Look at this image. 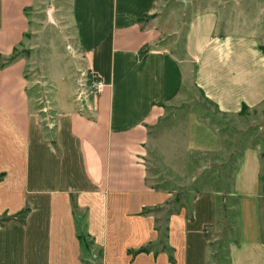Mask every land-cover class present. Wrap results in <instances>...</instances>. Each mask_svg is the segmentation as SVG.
Wrapping results in <instances>:
<instances>
[{
    "label": "crops",
    "instance_id": "obj_1",
    "mask_svg": "<svg viewBox=\"0 0 264 264\" xmlns=\"http://www.w3.org/2000/svg\"><path fill=\"white\" fill-rule=\"evenodd\" d=\"M35 3L0 0V216L30 210L23 222L0 224V264H83L77 210L102 264L212 262L184 212L170 218L168 251H143L160 238L155 210L168 199L147 184V147L186 88L223 114L259 107L261 44L193 0H71L78 51L104 87L85 103L91 115L57 98L54 146L33 119L27 59L15 55ZM262 154L246 148L233 178L238 237L229 264H264Z\"/></svg>",
    "mask_w": 264,
    "mask_h": 264
},
{
    "label": "rangeland",
    "instance_id": "obj_2",
    "mask_svg": "<svg viewBox=\"0 0 264 264\" xmlns=\"http://www.w3.org/2000/svg\"><path fill=\"white\" fill-rule=\"evenodd\" d=\"M193 1L200 9L221 12L226 26L251 35L264 49V0ZM70 16L71 0H36L27 10L30 30L26 42L15 54L27 59L25 76L33 119L41 125L43 140L54 146L57 98L79 104L80 111L85 113L87 100L95 102L97 97L92 88L93 73L78 51ZM174 53L183 57L182 39ZM250 147L264 153V102L252 110L223 114L195 89L186 88L181 102L168 108L167 115L150 135L147 184L168 195V199L155 210L160 238L143 251H168L170 218L184 212L191 230L204 242L200 253L207 250L212 260L209 264H229L228 243L238 237L233 178L243 151ZM69 166L73 163L69 162ZM72 181L75 184L79 179ZM29 212L25 209L20 215L4 214L0 224L11 220L23 222ZM77 213L83 238V264H102V249L83 230L86 212Z\"/></svg>",
    "mask_w": 264,
    "mask_h": 264
},
{
    "label": "built area",
    "instance_id": "obj_3",
    "mask_svg": "<svg viewBox=\"0 0 264 264\" xmlns=\"http://www.w3.org/2000/svg\"><path fill=\"white\" fill-rule=\"evenodd\" d=\"M93 78H94V81H93V84H92V88L95 90V93L96 95H98L102 88L104 87V84L103 82L96 76L93 74Z\"/></svg>",
    "mask_w": 264,
    "mask_h": 264
},
{
    "label": "water",
    "instance_id": "obj_4",
    "mask_svg": "<svg viewBox=\"0 0 264 264\" xmlns=\"http://www.w3.org/2000/svg\"><path fill=\"white\" fill-rule=\"evenodd\" d=\"M186 5H189V2H185ZM51 14H52V10H49V20L52 21V17H51Z\"/></svg>",
    "mask_w": 264,
    "mask_h": 264
},
{
    "label": "trees",
    "instance_id": "obj_5",
    "mask_svg": "<svg viewBox=\"0 0 264 264\" xmlns=\"http://www.w3.org/2000/svg\"><path fill=\"white\" fill-rule=\"evenodd\" d=\"M262 157L264 158V153L262 154ZM263 179H264V177H263ZM79 240H80V242L82 244L83 243V238L81 237V235L79 236Z\"/></svg>",
    "mask_w": 264,
    "mask_h": 264
}]
</instances>
